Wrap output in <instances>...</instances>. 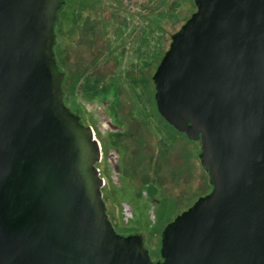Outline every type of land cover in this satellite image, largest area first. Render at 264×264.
<instances>
[{"label": "water", "instance_id": "water-1", "mask_svg": "<svg viewBox=\"0 0 264 264\" xmlns=\"http://www.w3.org/2000/svg\"><path fill=\"white\" fill-rule=\"evenodd\" d=\"M153 79L212 190L170 221L154 261L107 213L101 148L64 100V0H0V264H264V0H194Z\"/></svg>", "mask_w": 264, "mask_h": 264}, {"label": "rangeland", "instance_id": "rangeland-1", "mask_svg": "<svg viewBox=\"0 0 264 264\" xmlns=\"http://www.w3.org/2000/svg\"><path fill=\"white\" fill-rule=\"evenodd\" d=\"M132 1L135 16H128L131 15L128 9L114 5L113 48L106 51L110 32L101 19L108 18L109 11L99 13L96 0H66L56 28V54L65 71L62 84L65 102L74 110L73 93L80 76L90 72L89 84L103 77L112 79L107 87L115 96L113 110L118 121L126 124L123 140L117 139L115 144L125 151L124 173H129L131 178L128 186L118 187L116 192L130 204L133 214L128 224L122 215L113 219L116 200L103 190L107 211L119 233H141L152 259L158 261L165 226L212 189L201 165V142L189 140L164 121L157 108L153 81L172 35L180 30L197 6L194 0ZM133 7L127 6L130 10ZM139 10L141 37L138 42L132 39L127 44L126 40L137 33ZM120 25L125 26L122 29ZM136 44L141 46V65L132 69L134 55L128 46ZM111 71L114 75L110 76ZM166 147L168 151L164 150ZM152 178H156L155 184ZM144 186L160 201L153 203L150 197H143Z\"/></svg>", "mask_w": 264, "mask_h": 264}, {"label": "flooded vegetation", "instance_id": "flooded-vegetation-1", "mask_svg": "<svg viewBox=\"0 0 264 264\" xmlns=\"http://www.w3.org/2000/svg\"><path fill=\"white\" fill-rule=\"evenodd\" d=\"M64 4L59 12V18L60 13L65 6L66 0H64ZM116 1V2H115ZM97 4V11L99 13H102L103 10L109 11V17L103 20V25H105L107 28V32H110V35L106 39V51L109 48H113V25H114V5H119L120 7H123L125 10L129 11L131 15L128 16H135L134 15V5L135 2L132 0H96ZM132 6L133 9L130 10V8H127ZM138 8H140V3L137 4ZM138 23H137V33L132 34L127 40L126 43L129 44L132 41L138 42V39L141 37V13L140 10L138 11ZM58 18V21H59ZM57 21V24H58ZM80 27V25H78ZM123 29L125 25H120ZM65 29V27H63ZM138 37V38H137ZM136 38V39H135ZM132 49L131 53L134 55V60L132 62L133 67L132 69L136 68L135 66L141 65V46L136 44L134 46H128ZM112 52V49H111ZM108 55V52H106ZM161 62V61H160ZM63 71V70H62ZM65 72V71H63ZM90 72L86 73V76H80L78 81L75 84L74 88V103H75V110L70 107V109L80 117L81 121L86 124L90 125L93 129V133L95 137L98 139L100 148H101V160L97 164L100 175L103 178V187L102 191H108L110 196L114 198L117 204H114V211H113V219H118L119 215H122V218L126 224H128L129 217L133 214L132 207L129 203L123 200L122 197H120L116 190L118 187L123 188L129 185L130 183V174L128 173L125 175L124 173V158L126 156L125 151L117 144H115V141L117 139L123 140V134L126 132V124L118 121V118L116 116V112L113 110V105L115 102V96L113 91L109 90L107 87V82L109 81L112 83V79H107V77H103L100 79H97V81L91 82L89 84V75ZM114 75V72H110V76ZM154 76V75H153ZM65 79V75H64ZM64 81V80H63ZM154 81V79H153ZM155 84V83H154ZM156 87V86H155ZM65 92H64V100H65ZM66 103V102H65ZM160 113V112H159ZM145 118V116L143 115ZM163 117V116H162ZM164 121L172 127L176 132L181 133L186 138L188 136L185 132H181L177 130L173 125H171L167 120L164 119ZM189 139V138H188ZM170 140V139H169ZM191 140V139H189ZM194 141V140H192ZM200 141V140H199ZM201 142V141H200ZM164 150L168 151V147L164 148ZM171 154V153H170ZM171 159V158H170ZM201 160V159H200ZM169 160V164H170ZM202 165V163H201ZM172 166V165H171ZM203 167V165H202ZM204 171L208 175V179H210L208 171ZM169 168L167 169V171ZM172 170V169H171ZM142 173V172H141ZM173 175V174H172ZM159 176V174H158ZM174 178V176H173ZM145 177L141 174V180H144ZM153 183L156 182V178H152ZM211 183V181H210ZM212 186V184H211ZM213 187V186H212ZM212 190V189H211ZM104 192V191H103ZM139 192V190L137 191ZM141 193L143 197H150V200L155 203L157 200V196L150 194L146 187H142ZM104 198V193H103ZM105 200V199H104ZM106 202V201H105ZM107 206V204H106ZM108 213V211H107ZM109 215V214H108ZM110 218V216H109ZM112 221V219L110 218ZM113 225L114 222L112 221ZM115 226V225H114ZM141 234V233H139ZM127 235V234H126ZM162 260V258H160ZM159 261V259H158Z\"/></svg>", "mask_w": 264, "mask_h": 264}, {"label": "trees", "instance_id": "trees-1", "mask_svg": "<svg viewBox=\"0 0 264 264\" xmlns=\"http://www.w3.org/2000/svg\"><path fill=\"white\" fill-rule=\"evenodd\" d=\"M56 28H57V25H56ZM56 33H57V31H56ZM57 43H58V37H57ZM57 43H56V45H55V51H56ZM57 60H58V58H57ZM58 63H59V62H58ZM59 66H60V69L62 70L60 63H59ZM154 184H155V183H154Z\"/></svg>", "mask_w": 264, "mask_h": 264}]
</instances>
